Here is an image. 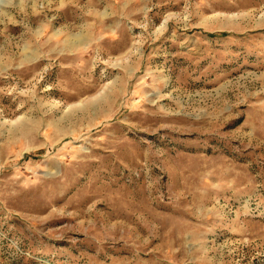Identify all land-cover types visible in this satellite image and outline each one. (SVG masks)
<instances>
[{
	"label": "rangeland",
	"instance_id": "rangeland-1",
	"mask_svg": "<svg viewBox=\"0 0 264 264\" xmlns=\"http://www.w3.org/2000/svg\"><path fill=\"white\" fill-rule=\"evenodd\" d=\"M0 264H264V0H0Z\"/></svg>",
	"mask_w": 264,
	"mask_h": 264
}]
</instances>
